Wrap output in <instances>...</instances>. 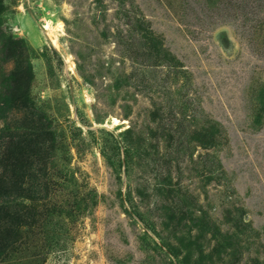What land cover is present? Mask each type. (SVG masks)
Wrapping results in <instances>:
<instances>
[{
    "label": "rangeland",
    "instance_id": "374dc122",
    "mask_svg": "<svg viewBox=\"0 0 264 264\" xmlns=\"http://www.w3.org/2000/svg\"><path fill=\"white\" fill-rule=\"evenodd\" d=\"M185 204L264 264V0H0V264H194Z\"/></svg>",
    "mask_w": 264,
    "mask_h": 264
},
{
    "label": "trees",
    "instance_id": "16d2710c",
    "mask_svg": "<svg viewBox=\"0 0 264 264\" xmlns=\"http://www.w3.org/2000/svg\"><path fill=\"white\" fill-rule=\"evenodd\" d=\"M156 47V45H154ZM158 52V50H156ZM172 65V64H171ZM175 68H181L180 64H173ZM159 109H154L152 111V116H155ZM189 115H183V118H190ZM189 134V141L196 143L197 146H200L203 149H209L214 148L218 141L224 136V131L217 125L216 122H202L198 127H194L191 129ZM217 163V164H216ZM214 163L213 161L210 162L209 166H204V172L207 174V180H213L216 177L217 172L222 171V167L218 162ZM215 164V167L213 165ZM219 167V168H218ZM156 191L160 195V198L163 201L173 202V198H171L172 194L174 193L175 189L173 188V185L168 181H161L157 182L156 184ZM179 191V190H178ZM190 196V195H189ZM184 209L181 210V214L188 213L189 216H183L178 219V225L184 220L193 221L192 227H195L197 234H192L193 229L190 228L186 234L181 235L180 237L176 238V244L175 245H169L168 249L172 254L179 255L184 250V258L185 260H191L193 258L192 262L194 264H199L203 260V252L199 248V240L202 237H205L206 235L210 236V239H213L215 242L214 247H212V251L217 248H223L226 249L227 247H232V238L233 235L227 232H222L218 225L213 221V219L210 217V215L202 210V209H195L194 206H190V204H185L183 207ZM167 211L169 210L168 207H166ZM194 212H198L199 215L194 217ZM166 219L170 222L172 219L175 218L174 215L165 214ZM242 217L237 218V220L232 224V227L234 229L239 228L242 224H244ZM164 226H168V223H164ZM234 245V244H233ZM6 247V242H4L3 239H0V253L4 251ZM198 247L199 250H197L196 254L194 253L195 248Z\"/></svg>",
    "mask_w": 264,
    "mask_h": 264
},
{
    "label": "bare ground",
    "instance_id": "6f19581e",
    "mask_svg": "<svg viewBox=\"0 0 264 264\" xmlns=\"http://www.w3.org/2000/svg\"><path fill=\"white\" fill-rule=\"evenodd\" d=\"M50 25L49 23L47 24L46 28H48ZM52 42L56 44V38H52ZM114 121H117L116 119H114Z\"/></svg>",
    "mask_w": 264,
    "mask_h": 264
}]
</instances>
